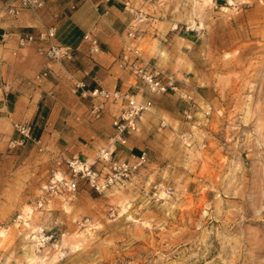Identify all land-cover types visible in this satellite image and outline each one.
<instances>
[{"label": "rangeland", "instance_id": "obj_1", "mask_svg": "<svg viewBox=\"0 0 264 264\" xmlns=\"http://www.w3.org/2000/svg\"><path fill=\"white\" fill-rule=\"evenodd\" d=\"M131 4L127 31L137 29L144 57L179 89L150 92L153 106L124 142L114 141L113 119L126 99L109 100L96 117L76 84L47 92L32 78L9 89L0 112V264H264V0ZM157 44L162 54L152 60ZM49 62L46 78L59 82L54 61L42 70ZM17 122L31 125L32 139L19 143ZM103 148L119 159L146 152L128 188L99 194L81 183L72 194L46 193L59 157L100 167ZM154 186L162 199L151 198ZM38 227L55 235L40 251L30 237Z\"/></svg>", "mask_w": 264, "mask_h": 264}, {"label": "crops", "instance_id": "obj_2", "mask_svg": "<svg viewBox=\"0 0 264 264\" xmlns=\"http://www.w3.org/2000/svg\"><path fill=\"white\" fill-rule=\"evenodd\" d=\"M13 1L0 0V112L8 101V90L12 88L15 91L19 84L26 83L27 79H36L47 60L43 52L37 51L38 41L21 47L18 44L19 36L23 33L37 34L44 27L54 24L59 27L56 44L69 46L72 56L64 59L65 64L62 63L63 60L52 62L55 70L53 74L60 81H56L54 77L39 79L43 82L41 90L53 92V87L58 89L68 84H76L77 89L74 90L80 92L95 88L109 92L129 91L138 100H151L153 103L149 93L155 92L143 86L129 71L119 67L118 58L132 21L128 6L122 1L46 0L47 9L39 13L24 10L18 16L5 13V7ZM86 34L97 40V52L91 51V42L84 38ZM161 54L162 48L158 44L154 50L147 51L152 60L160 59ZM59 66L72 76V81L62 77ZM133 77L135 84H129ZM6 119L7 116L0 114V127L6 124ZM29 120L30 118L28 122ZM32 125L34 126L33 121ZM42 137L43 134L39 138Z\"/></svg>", "mask_w": 264, "mask_h": 264}, {"label": "built area", "instance_id": "obj_3", "mask_svg": "<svg viewBox=\"0 0 264 264\" xmlns=\"http://www.w3.org/2000/svg\"><path fill=\"white\" fill-rule=\"evenodd\" d=\"M119 1H122L125 6H132L131 0ZM45 5V0H14L5 7V13L18 16L26 9L38 11L45 8ZM135 15L136 20L141 19L143 12L137 10ZM56 34V26L43 28L37 34L23 33L19 36L18 44L23 47L29 43L38 41L40 47H42L43 43H46V46L41 49L49 61H61L65 58H70L72 56V49L69 46L56 44L54 42ZM84 38L91 42V51L97 52L99 49L97 40L89 34H86ZM137 39V29L131 28L127 32V39L123 41L118 58L119 67L129 71L141 81L143 86L150 88L154 92L165 93L177 91L179 89L177 79L165 69H162L146 59L136 42ZM50 73L51 65L49 62L44 69L37 74L36 79L46 78ZM82 94L83 96H91L94 99L92 113L96 117H100L106 110V105L109 100H127L126 104L113 119V126L116 131L114 141H123L125 134L138 131L142 115L153 106L151 100H138L136 96L129 91L124 93L120 90L109 92L102 88H95L93 90H83ZM14 127L22 137V140L19 142L20 144L25 140L32 139V127L30 124L17 122L14 124ZM114 151V149L110 150L109 148L100 150L97 157L100 162V167H95V162L90 163L78 155H73L69 158L59 157L55 167L52 169L49 181L45 186L46 193L49 196L72 194L79 189L81 183L87 185L99 194L115 189L128 188L134 183L135 177L140 170L146 166L148 161L147 154L143 151L140 154L132 155L128 159H119L114 156ZM171 191V188L168 187L163 193L167 195L171 194ZM161 193L162 191L157 186H154L151 198L160 200L163 198ZM45 203V197L42 195L37 199L36 206L42 208ZM110 211L111 215H115L116 212L113 207L110 208ZM15 221H23V215L18 214ZM1 228L2 226H0V233ZM30 237L38 251L49 245L55 239L53 233L41 227L33 229Z\"/></svg>", "mask_w": 264, "mask_h": 264}, {"label": "bare ground", "instance_id": "obj_4", "mask_svg": "<svg viewBox=\"0 0 264 264\" xmlns=\"http://www.w3.org/2000/svg\"><path fill=\"white\" fill-rule=\"evenodd\" d=\"M5 231H6V230H5ZM4 233H5V232H1V233H0V237L3 236ZM31 244H32V243H31ZM33 249H34V248H33ZM34 251H35V250H34ZM34 253H35V252H34ZM33 258H36V256H33L32 259H33Z\"/></svg>", "mask_w": 264, "mask_h": 264}]
</instances>
